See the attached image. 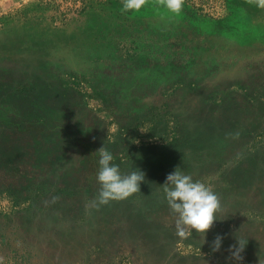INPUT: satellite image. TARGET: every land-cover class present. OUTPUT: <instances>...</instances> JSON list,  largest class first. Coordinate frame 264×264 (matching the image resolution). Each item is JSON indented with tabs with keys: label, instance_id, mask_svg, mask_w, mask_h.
Segmentation results:
<instances>
[{
	"label": "rangeland",
	"instance_id": "obj_1",
	"mask_svg": "<svg viewBox=\"0 0 264 264\" xmlns=\"http://www.w3.org/2000/svg\"><path fill=\"white\" fill-rule=\"evenodd\" d=\"M0 264H264V0H0Z\"/></svg>",
	"mask_w": 264,
	"mask_h": 264
}]
</instances>
